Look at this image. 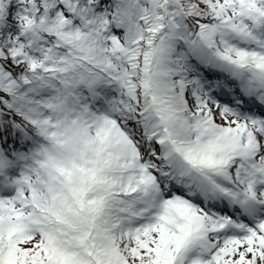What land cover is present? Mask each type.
<instances>
[{"label": "snow or ice", "instance_id": "6c2138e0", "mask_svg": "<svg viewBox=\"0 0 264 264\" xmlns=\"http://www.w3.org/2000/svg\"><path fill=\"white\" fill-rule=\"evenodd\" d=\"M0 264H264V0H0Z\"/></svg>", "mask_w": 264, "mask_h": 264}]
</instances>
